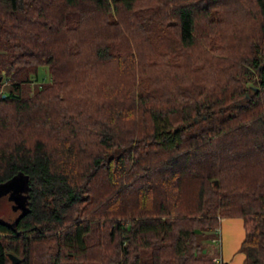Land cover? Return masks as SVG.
Instances as JSON below:
<instances>
[{
    "label": "trees",
    "instance_id": "16d2710c",
    "mask_svg": "<svg viewBox=\"0 0 264 264\" xmlns=\"http://www.w3.org/2000/svg\"><path fill=\"white\" fill-rule=\"evenodd\" d=\"M0 77V264H264V0H0Z\"/></svg>",
    "mask_w": 264,
    "mask_h": 264
},
{
    "label": "rangeland",
    "instance_id": "374dc122",
    "mask_svg": "<svg viewBox=\"0 0 264 264\" xmlns=\"http://www.w3.org/2000/svg\"><path fill=\"white\" fill-rule=\"evenodd\" d=\"M33 78L34 83L31 85V89L34 90L38 84L50 82L51 75L48 67H39L38 74ZM7 89V86L3 87V90L7 91ZM22 176L23 174H20L9 183L0 185V218L8 223L14 221L28 208L27 182ZM220 225L221 227L216 230L220 244L215 242L218 237L213 240L219 247L220 253V256L213 259L215 264H217L216 260L218 258H221L225 264H246V254L241 249L245 239L243 219L240 216L224 217V219H221Z\"/></svg>",
    "mask_w": 264,
    "mask_h": 264
},
{
    "label": "water",
    "instance_id": "95a60500",
    "mask_svg": "<svg viewBox=\"0 0 264 264\" xmlns=\"http://www.w3.org/2000/svg\"><path fill=\"white\" fill-rule=\"evenodd\" d=\"M0 80H2V77H0ZM196 232L200 233L201 230L200 229H197ZM9 258L10 260H12L11 264H20L22 262V260H20L19 257H17L15 254H11L9 253Z\"/></svg>",
    "mask_w": 264,
    "mask_h": 264
},
{
    "label": "built area",
    "instance_id": "2783aa9c",
    "mask_svg": "<svg viewBox=\"0 0 264 264\" xmlns=\"http://www.w3.org/2000/svg\"><path fill=\"white\" fill-rule=\"evenodd\" d=\"M218 239H219V237H218ZM218 239H217V241H215V242L219 243V242H220V239H219V240H218ZM219 244H220V243H219ZM216 262H217V264H223L221 258H218V259L216 260Z\"/></svg>",
    "mask_w": 264,
    "mask_h": 264
}]
</instances>
